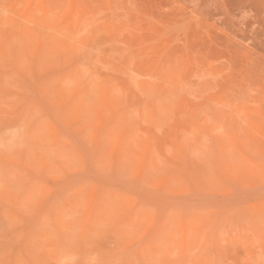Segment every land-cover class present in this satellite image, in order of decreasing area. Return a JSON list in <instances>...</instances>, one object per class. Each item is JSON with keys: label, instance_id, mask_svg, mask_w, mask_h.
<instances>
[{"label": "rangeland", "instance_id": "obj_1", "mask_svg": "<svg viewBox=\"0 0 264 264\" xmlns=\"http://www.w3.org/2000/svg\"><path fill=\"white\" fill-rule=\"evenodd\" d=\"M0 264H264V0H0Z\"/></svg>", "mask_w": 264, "mask_h": 264}]
</instances>
